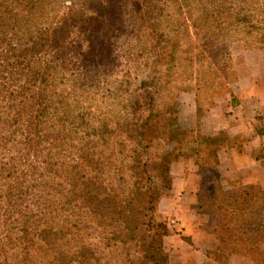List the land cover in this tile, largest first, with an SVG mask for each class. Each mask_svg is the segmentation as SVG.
Returning <instances> with one entry per match:
<instances>
[{
	"label": "rangeland",
	"instance_id": "1",
	"mask_svg": "<svg viewBox=\"0 0 264 264\" xmlns=\"http://www.w3.org/2000/svg\"><path fill=\"white\" fill-rule=\"evenodd\" d=\"M119 1L127 11L124 22L102 30L91 48L85 41L81 45L83 34L77 25L68 23L64 31L54 33L56 41L66 45L57 62L63 67L58 68L57 84L51 79L47 114L34 118L30 131L4 123L14 112L0 101V245L8 239L9 224L17 229L10 230L14 237L25 224L32 226L34 219L43 215L56 227L67 221L71 231L67 240L93 247L103 262L137 264L132 244L110 243L105 231L96 227L97 219L91 218L89 202L82 194L96 186L120 193L132 190L133 165L149 163L156 154L148 169L155 174L158 198L154 214L167 228L164 247L170 263L182 264L179 261L185 255V264H225L220 253L212 255V261L193 256L192 246L178 229L181 216L197 226L198 205L201 201L205 205L207 198L215 195L217 187L212 181L223 171L217 165L216 145H201L205 151L201 157L190 154L174 159L170 155L163 161L158 143L165 150L174 144L146 140L157 129V122L164 124L165 115L175 120L177 139H202L201 135L207 134L201 128L207 112L216 107L229 111L227 102L237 95L233 83L246 73L242 68L246 66V43L241 37L264 41V0H247L254 7L248 9L250 25L232 31L234 36L223 41L230 55L223 56L219 66L229 82L211 65L208 49L223 52L210 45L215 42L211 29L218 20L225 21L227 7L240 0ZM138 1L140 11L136 10ZM214 1L223 4L219 14ZM64 4L69 5L70 0L56 3L50 21L64 16ZM222 27L225 31V25ZM192 105L194 128L188 129L182 117ZM216 137L218 143L230 144L247 136L221 131ZM234 183L240 185L239 180ZM257 194V204L264 205V196ZM250 218L254 216L248 215ZM55 232L51 231V237ZM51 237L52 246L65 242Z\"/></svg>",
	"mask_w": 264,
	"mask_h": 264
},
{
	"label": "trees",
	"instance_id": "2",
	"mask_svg": "<svg viewBox=\"0 0 264 264\" xmlns=\"http://www.w3.org/2000/svg\"><path fill=\"white\" fill-rule=\"evenodd\" d=\"M58 1L0 0V101L5 102L6 110L14 112L4 120L11 127L22 125L30 131L34 118H44L47 114L49 107H46V103L53 84L51 79L55 82L58 68L63 67L57 62L62 58L61 49L66 46L56 41L54 33L64 31L68 23L77 25L83 34L81 45L92 44L89 46L91 48L102 30L117 22L123 23L122 19L127 13L119 0H70L69 5L64 4L67 8L62 12L64 16L50 21V14L56 10ZM214 3L217 14L221 13L223 4ZM250 5L247 0H240L236 6L227 7V19L221 22L217 19V25L211 29V36L216 43L211 41L210 45H215L223 52L213 53L208 49V58L227 82L229 76L219 66L223 56L228 58L230 55L223 41L234 36L231 35L232 31L250 25ZM136 7V10H141L139 1ZM223 25L225 31H222ZM241 40L246 43V49H259L264 53L263 40L253 41L251 37H241ZM152 102L151 97V106ZM162 118L164 124L157 122V129L146 141L169 140L170 145L174 144L172 149L165 150L158 143L163 161L170 155L174 159L190 154L201 157V152H205L201 150V145L203 148L215 144L217 149L224 144L218 143L219 137H216L221 132L216 135L207 133L201 135L202 139L192 137L183 142L175 137V120L169 115ZM87 134L92 138V131ZM135 138L139 140V135ZM154 156L157 155L150 157L149 163L151 161L154 164ZM137 162L133 165L135 181L132 190L120 193L96 186L85 191L82 196L89 202L87 207L91 218L93 215L97 219L96 227L105 231L108 242L132 244L137 264H171L164 247V237L168 234L165 222L154 214L158 198V188L153 182L155 174L148 169L149 163ZM212 183L217 187L214 197L207 198L205 205L201 201L197 207L200 216L198 214L196 217L201 228L219 240L220 249L231 252L241 248L256 261L264 263V205L257 204V193L264 196V188L251 184L224 190L216 181ZM253 198L255 202H252ZM48 202L45 198V207H48ZM250 214L254 218L248 220ZM66 222L63 227H56L43 215L37 216L32 226L25 224L20 234L14 237L11 231L17 229L9 224L6 234L8 239L0 245V264H109L101 260L93 247L73 244L74 239L67 240L71 231ZM52 230L56 231L53 237ZM48 236L65 242L52 246ZM183 238L189 244H194L191 236L185 235ZM179 262L185 264L183 259Z\"/></svg>",
	"mask_w": 264,
	"mask_h": 264
},
{
	"label": "crops",
	"instance_id": "3",
	"mask_svg": "<svg viewBox=\"0 0 264 264\" xmlns=\"http://www.w3.org/2000/svg\"><path fill=\"white\" fill-rule=\"evenodd\" d=\"M244 59L246 66L242 68L246 73L241 74L233 83V92L237 95L234 100L231 97V101L227 102L229 111L226 107H216L207 112L201 123L202 130L211 135L226 131L231 136L240 133L247 136L241 142L223 144L216 149L217 165L223 171L222 175L214 179V183L216 181L224 190L251 184L264 188V53L259 49H245ZM194 116L195 108L192 105L182 117L186 120L188 129L194 128ZM185 178L182 179L184 186ZM236 180H239V186H235ZM181 218L178 229H182L183 235L193 239L194 244H190L193 256L201 259L205 257L212 261V255L220 253L224 256L225 264H264L243 252L241 248L231 252L220 249L219 240L211 233L206 234L200 226V221H197L196 226L195 222L193 224L187 220L183 221V216ZM186 258L185 255L181 257L183 260Z\"/></svg>",
	"mask_w": 264,
	"mask_h": 264
}]
</instances>
